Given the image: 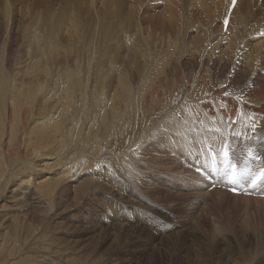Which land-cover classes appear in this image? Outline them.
<instances>
[{
	"label": "bare ground",
	"instance_id": "obj_1",
	"mask_svg": "<svg viewBox=\"0 0 264 264\" xmlns=\"http://www.w3.org/2000/svg\"><path fill=\"white\" fill-rule=\"evenodd\" d=\"M94 1L0 0V264H44L55 221L97 196L82 221L144 219L155 180L224 193L182 160L233 124L235 150L264 138V0H239L224 37L223 0H154L155 26L123 10L144 0Z\"/></svg>",
	"mask_w": 264,
	"mask_h": 264
},
{
	"label": "rangeland",
	"instance_id": "obj_2",
	"mask_svg": "<svg viewBox=\"0 0 264 264\" xmlns=\"http://www.w3.org/2000/svg\"><path fill=\"white\" fill-rule=\"evenodd\" d=\"M92 6L89 7L88 12L93 15L96 11L103 10L100 0H95ZM162 6L163 3L144 0L142 3L138 1L134 3L133 8L123 6V10L129 8L128 16H134L135 12L138 23L146 22L155 26L160 22L157 14L151 13L160 10ZM190 17L193 21L197 19L192 17V13ZM232 150L237 152L233 145ZM181 168L189 169L184 165H181ZM155 184L156 187L166 190L144 196L149 203L142 202L140 205L147 206L145 208L141 206L134 212L140 215L141 212H145L144 219L128 221L127 224L101 223L100 216L96 218L94 213H90V217L93 216L92 220L89 218L88 221H82L87 218L85 213L79 212L86 207L90 209L88 202H96L98 198L101 201L100 196L66 209V214H62L55 221L57 222L55 235L59 238L56 239L57 241H52L48 236V244L39 253V256L45 257L42 262L44 264H242L248 259V264H258L260 258L264 256V201L253 200H259V197L232 196L227 192L214 193L207 197L205 194L201 197L186 188L171 185V181L168 183L155 180ZM177 189L180 192L179 190L176 192ZM71 208L73 210H70ZM67 214L79 215V217L73 220L66 217Z\"/></svg>",
	"mask_w": 264,
	"mask_h": 264
},
{
	"label": "snow or ice",
	"instance_id": "obj_3",
	"mask_svg": "<svg viewBox=\"0 0 264 264\" xmlns=\"http://www.w3.org/2000/svg\"><path fill=\"white\" fill-rule=\"evenodd\" d=\"M233 3H235V0H233ZM225 24L227 25V20H225ZM231 173L229 174V183L233 185L231 187V191L236 192L238 189L235 187V184L238 182L237 180V172H236V165H231ZM199 171V169L197 170ZM264 181V168H261L259 171V174L256 176L255 179L252 180L253 186H256L257 183Z\"/></svg>",
	"mask_w": 264,
	"mask_h": 264
}]
</instances>
